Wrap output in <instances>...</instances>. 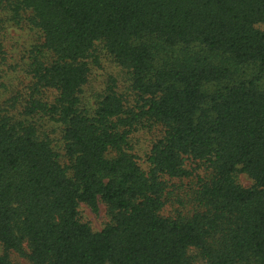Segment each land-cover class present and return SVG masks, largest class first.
<instances>
[{
	"label": "trees",
	"instance_id": "obj_1",
	"mask_svg": "<svg viewBox=\"0 0 264 264\" xmlns=\"http://www.w3.org/2000/svg\"><path fill=\"white\" fill-rule=\"evenodd\" d=\"M1 4L27 14L43 40L22 110L0 107V264H14L11 251L32 264H264V0ZM153 39L222 62L156 68ZM99 45L130 72L134 105L111 86L82 107ZM231 66L255 74L236 79ZM43 120L60 128L63 153ZM144 122L162 128L147 170L130 141ZM187 158L208 175L188 211L165 215L169 181L192 175ZM100 203L109 220L97 231L79 208Z\"/></svg>",
	"mask_w": 264,
	"mask_h": 264
},
{
	"label": "rangeland",
	"instance_id": "obj_2",
	"mask_svg": "<svg viewBox=\"0 0 264 264\" xmlns=\"http://www.w3.org/2000/svg\"><path fill=\"white\" fill-rule=\"evenodd\" d=\"M27 14H21L19 18H13V11L5 4L0 6V36L3 39L4 53L0 55V107L10 109L11 112L22 110L30 93L33 92V61L40 54L37 48L43 40L40 30L29 25L26 19ZM258 27L264 30V23ZM154 45L156 68L164 66H176L184 63H191L196 58L203 62L221 63L222 57L211 54L200 45L186 48L184 46L168 47L164 44L151 40ZM90 75L88 83L84 86L80 95L82 107L93 110L97 102L102 99L108 87L113 86L117 92L125 95L129 105H134L138 99L131 90V74L127 68L119 65L110 56L102 45H99L94 58L90 59ZM231 70L236 79L252 78L254 71L248 67L231 66ZM264 86V83H263ZM39 97V95H35ZM52 97V93L47 92V97ZM18 99V102H15ZM12 105H16L15 108ZM144 126H139L131 135V145L134 154L138 157V162L144 170L148 169L147 155L150 152L152 143L162 134L159 125H149L144 122ZM45 130L51 139L54 140L55 149L60 153L64 152L61 140L60 128L53 122L42 121ZM185 167L192 172V175L183 179H171L169 181V196L167 204L163 209V214H174L176 210L188 211L191 207L188 202L193 189L197 188L200 177L208 175L202 163L187 158ZM239 182L250 187L252 180L242 172L238 173ZM184 205H180V201ZM80 216L87 221L94 230H101L108 222L106 206L99 204L98 212H93L84 204L80 205ZM3 249L0 244V254ZM10 257L14 264H32L26 257L15 251L10 252ZM197 264H204L199 260Z\"/></svg>",
	"mask_w": 264,
	"mask_h": 264
}]
</instances>
